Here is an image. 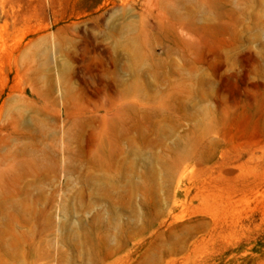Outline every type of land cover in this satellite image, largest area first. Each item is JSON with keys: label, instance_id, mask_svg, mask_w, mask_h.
Returning <instances> with one entry per match:
<instances>
[{"label": "rangeland", "instance_id": "374dc122", "mask_svg": "<svg viewBox=\"0 0 264 264\" xmlns=\"http://www.w3.org/2000/svg\"><path fill=\"white\" fill-rule=\"evenodd\" d=\"M0 264H264V0H0Z\"/></svg>", "mask_w": 264, "mask_h": 264}]
</instances>
